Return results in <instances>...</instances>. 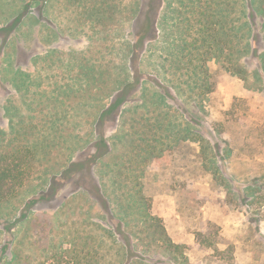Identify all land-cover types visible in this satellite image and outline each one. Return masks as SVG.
Masks as SVG:
<instances>
[{
	"label": "rangeland",
	"instance_id": "rangeland-1",
	"mask_svg": "<svg viewBox=\"0 0 264 264\" xmlns=\"http://www.w3.org/2000/svg\"><path fill=\"white\" fill-rule=\"evenodd\" d=\"M198 1L164 0L158 40L134 54L147 95L156 91L147 82L157 76L169 86L178 82L175 67L192 39L188 27L198 17ZM92 3L0 0V129L9 131L7 99L28 116L25 126L39 129L34 137L53 125L37 102L33 110L26 105L35 93L68 113L57 123L58 137L47 135L49 146L31 181L15 200L0 205V264H57L56 254L64 256L62 264H264V206L249 194L248 202L239 198L264 178V89L255 85L257 61L246 59L248 82L224 70L216 75L218 66L211 62L218 84L204 101L195 92L179 96L170 88L172 119H193L221 150L229 142L230 155L217 159L229 180L225 187L203 168L199 143L167 147L154 140L159 132L142 117L158 110L153 102L143 107L144 90L118 122L102 130L96 126L100 107L78 106L89 96L105 97L124 79L121 69L130 63L140 9L139 0H111L112 20L94 22ZM254 30L263 35L260 24ZM255 48L264 52V41ZM24 85L27 96L18 90ZM235 99L245 104L233 110ZM97 131H103L111 152L94 167L92 156L101 153L92 146ZM75 162L86 165L66 174ZM138 190L143 200L126 198ZM160 228L179 248L166 249Z\"/></svg>",
	"mask_w": 264,
	"mask_h": 264
},
{
	"label": "trees",
	"instance_id": "trees-1",
	"mask_svg": "<svg viewBox=\"0 0 264 264\" xmlns=\"http://www.w3.org/2000/svg\"><path fill=\"white\" fill-rule=\"evenodd\" d=\"M90 1H93V3L90 9L92 15L88 8L89 17L92 16L94 22L99 19L112 20L110 13L116 11V8H113L111 0ZM139 1L140 9L134 23V41L131 46L130 63L124 64L121 69V73L125 75L124 79H120L115 83L112 92L106 94L107 97L105 95V97L97 99L96 96H89L86 99L84 98L83 103L80 102L78 106L80 107L81 104L86 105L90 110L99 106L100 110L96 112V126L102 130L107 123L118 122L128 111L127 107L130 103L135 102L134 95L140 89L144 90L143 107L147 108L153 102L155 110H158L154 116L143 115L142 117L146 127L149 126L151 130L156 128L159 132V136L157 138L155 136L154 140L167 147L187 142L199 143L202 150H205V153H203V168L211 171L217 181H221V184L226 187L229 180L225 177L217 159H221L222 155H230L229 142L226 143V148L221 150L219 145L212 144L203 136L201 130L196 127L198 124H195L193 119L186 118L181 123L172 119L170 116L171 105L167 103V100L175 99L170 88L175 90L179 96L184 95L185 91L188 90L190 93H196L197 100H207L218 84L217 81L214 82L215 72H211V62L218 66L216 75L224 70L231 76L248 82L249 71L246 59L256 60L255 85H259L256 86L258 89H264V86L260 85L262 79L259 73V70L264 73V52H261L260 48H255L256 45L264 41V0H199L198 17L188 27V30L192 32L190 35L192 39L175 67L176 71L179 72L178 82H171L172 84L169 86L165 82H161L157 76L154 81L147 82L151 83L156 90L149 95L146 94V89L141 88L144 79L141 75L140 65L134 63L133 57L146 43L158 40V17L163 9L164 0ZM102 8H105V10ZM105 14H107V18H103ZM52 24L54 23L52 22ZM258 24L261 26L263 35L254 30V27ZM89 82L87 84L90 87L96 84L94 79L92 83ZM25 86H21L18 90L23 91ZM250 88L254 89L253 87ZM192 97L194 96H189V99ZM36 102L42 108H40L41 112L46 113V110L48 111L46 116H49V118L46 117L45 119L53 125L48 127L49 131L41 130L35 137L34 135L39 129L37 130L34 126H25L28 116L14 105L4 107L5 115L8 118L9 131L8 129H0V205L15 200L20 190L31 181L40 161L39 157L49 146L47 135L58 137L60 131L58 125L68 117L67 111L61 110L59 106L51 108L49 104H45L42 99L37 98L33 99L30 104L26 102L29 110H33V104H36ZM241 103L245 104V101L235 99L232 109L235 110L236 106L242 105ZM200 108L203 109L201 103ZM153 117L155 123L151 125L150 122ZM16 118L19 119L16 121ZM219 131L224 133L222 129H219ZM11 135L12 138L9 140L5 139L6 136L11 137ZM95 138L92 146L96 147L97 150H101V153L92 156L94 158L90 161L91 166H94L103 156L111 152L103 131H97ZM89 144H91V141ZM151 154L155 155V152ZM85 165L80 162L72 163L66 170V174L79 172L84 169ZM261 179V182L250 185L247 188L248 193L240 195L239 198L248 202L249 195H252L253 199L264 206V194L261 195L264 190V178ZM117 183L121 185L119 181ZM135 184L136 186L140 185L137 181ZM139 192L141 191L138 190L136 194L128 192L126 198L133 201L132 199L139 197L137 202L143 200L144 197ZM254 202L251 203L254 204ZM161 231L163 239L167 238L166 230L163 228ZM202 236L206 240L205 235L202 234ZM167 239L164 240L166 249L179 248L178 245ZM91 240L93 244L96 242L94 238ZM101 246V243H99L98 247ZM208 246L212 247L213 244ZM54 258L58 259L57 264H62V260H64L63 255L58 256L56 254Z\"/></svg>",
	"mask_w": 264,
	"mask_h": 264
},
{
	"label": "crops",
	"instance_id": "crops-1",
	"mask_svg": "<svg viewBox=\"0 0 264 264\" xmlns=\"http://www.w3.org/2000/svg\"><path fill=\"white\" fill-rule=\"evenodd\" d=\"M24 90H25V95L27 96L28 93H27L26 90H29V88H28L27 85L24 87ZM28 92H29V91H28ZM21 93H23V91H21ZM34 96H36L37 99L43 97V95H39V94H37V93H35ZM42 100H43V99H42ZM5 103H6V106L13 105V103L10 102L8 99H7V102H5ZM7 103H9V105H7ZM6 106H5V107H6ZM5 129H7V128H5Z\"/></svg>",
	"mask_w": 264,
	"mask_h": 264
}]
</instances>
